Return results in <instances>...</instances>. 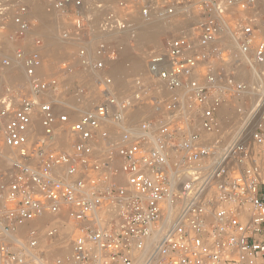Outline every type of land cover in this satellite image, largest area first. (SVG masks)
Segmentation results:
<instances>
[{"label": "built area", "instance_id": "2783aa9c", "mask_svg": "<svg viewBox=\"0 0 264 264\" xmlns=\"http://www.w3.org/2000/svg\"><path fill=\"white\" fill-rule=\"evenodd\" d=\"M184 1L52 0L75 48L60 73L97 82L87 105L40 74L31 0H0L17 45L0 68L21 64L29 82L0 96V264H264V14L258 0H202L192 23ZM173 17L182 27L120 88L138 21Z\"/></svg>", "mask_w": 264, "mask_h": 264}, {"label": "rangeland", "instance_id": "374dc122", "mask_svg": "<svg viewBox=\"0 0 264 264\" xmlns=\"http://www.w3.org/2000/svg\"><path fill=\"white\" fill-rule=\"evenodd\" d=\"M51 2H52V0H31L30 6L34 10H37V7H38L39 9H41V11H43L45 14H47L46 9H47V7L50 6ZM201 2H202V0H188V1L185 0L184 1V4H185L184 9L179 10V12L185 13V14L187 13V15H190L193 18L191 20V22L196 23L198 21L197 16H198V11H199V5L201 4ZM257 6L261 10V13L264 14V0H258ZM34 10H33V12H34ZM176 18H178V17H176ZM33 20H34V23L36 25V28L39 27L40 24L42 23V21H41V19H39V17H33ZM50 20L53 21V27H52L53 38L58 43H61L62 41L59 39L58 29H57L56 23L54 21V18L51 17ZM170 20H171V18L167 22L169 23ZM175 21H176L175 27H173V25H172V29H171L173 31H176V29L178 30V28L180 26L182 27V25H183V22L180 19H179V21L178 20H175ZM171 30L168 32L165 31L166 33L164 32L165 34L160 37V41H159L160 46L159 45L154 46L153 44L147 43L144 47H141V46L137 45V41H136V47L126 49V50H128L126 55H124L125 50L123 51V54H122L121 59L119 61L120 65L122 66L123 69L117 72L118 73V75H117L118 80L120 79L123 82V84L125 85V87H124V85L122 83L120 84L123 88L127 87L126 81H128V83H130L132 81V79L134 77H136V75H138L142 70H144L145 58H146L147 51H149V49L151 47H161L163 45V43L165 42V40L170 36ZM37 35H39V34H37ZM39 36H41V35H39ZM10 39L11 38L7 39L6 33L0 32V52L3 53L4 55L12 57L17 45L12 43ZM44 42H45V40H44ZM2 43H5L6 46L3 47L1 45ZM64 45L66 46L64 48V51H62L59 54L55 55V54L43 53L44 61L47 60L46 62L48 63L47 64L48 70L50 69L49 71L45 70V68L43 66V69L45 71L43 74L44 75H59V77H61V79H62L61 82H63V89H65V92L67 95L63 98V102H66V103L76 102V100L73 97L74 92L81 89L84 92V94L89 97V99L86 100L87 105H92V104L97 103L100 100V95L98 94V91H97V86H98L97 82L92 76L81 71L79 68H77L74 72L69 73V74H61L60 73V70L58 68L59 63L63 60L70 59L72 57V55L75 54V48L74 47L69 46L65 43H64ZM50 63H52L53 66ZM2 71H3V69L0 68V96L8 89L14 91L17 95L25 94L28 91L29 82L27 80H25V79H24V81L17 80L15 82V81L11 80V78H7L3 74L4 72L2 73ZM21 74H22V71H20L19 76ZM71 75H73V76H71ZM242 77L245 80L254 81L253 80V74L249 75L248 73H243ZM65 82H66V84H64ZM121 86H120V88H121ZM90 98H91V100H90ZM91 101H94V103H92ZM62 254L68 255V254H64L63 251H62Z\"/></svg>", "mask_w": 264, "mask_h": 264}, {"label": "bare ground", "instance_id": "6f19581e", "mask_svg": "<svg viewBox=\"0 0 264 264\" xmlns=\"http://www.w3.org/2000/svg\"><path fill=\"white\" fill-rule=\"evenodd\" d=\"M33 10L34 9L31 7V12H32L31 15H32V17H39V19H41V21H42V23L40 24V26L37 27L36 30H35V33L41 35L44 38V40H45V46L43 48L42 54L45 53V54H55L56 55V54H59L62 51H64V48L66 47L64 45V42L62 41L63 43L62 42L61 43H58L53 38V34H52L53 33L52 32L53 21L50 20L51 16L48 13L45 14L38 7H37V10H34V12H33ZM175 20H178L179 21V19L176 18V17L171 18V20H170L169 23L167 22L168 21L167 18H157V19H153V20H151L148 23H146V22L144 23V22L138 21L139 24H140L139 25V28L140 29H139L138 36L136 38L137 45L138 46H141V47H144L147 43H150V44H153L154 46H158V45L160 46V42H159L160 41V37L166 33L165 31H167V32L170 31L172 29V25H173V27H175V22H176ZM1 45L3 47L6 46L5 43H2ZM127 52H128V50H125L124 55H126ZM46 61L44 63V68H45V70H48V67H47V64L48 63ZM50 64H52V63H50ZM52 66H53V64H52ZM122 69L123 68H122V66L120 65L119 62H116L114 64V69L112 71V75L115 77V82H116V84L118 86H121L120 85L121 83L123 84V82L120 79H119L120 80L119 81L118 78H117V75H118L117 72L120 71V70H122ZM20 71H22V74L19 76ZM44 72L45 71H44V69L42 67L41 70H40V74H42ZM2 73L7 78H11V80H13L15 82L17 80H22V81H24V79L27 80V77L25 75V72H24V69H23L22 65L21 64H18V63H13L10 67L5 68L2 71ZM252 74H253V80H256L257 74H254V73H252ZM71 76H73V75H71ZM64 84H66V82ZM124 87H125V85H124ZM90 100H91V98H90ZM94 101H91V102L94 103ZM226 109H228V108H226ZM224 111H225V109H224ZM45 222H47V220L42 221L41 223H45ZM63 246H64V243H63ZM63 252H64V254H69L70 253L69 248L68 249L66 248L65 250L63 249Z\"/></svg>", "mask_w": 264, "mask_h": 264}]
</instances>
